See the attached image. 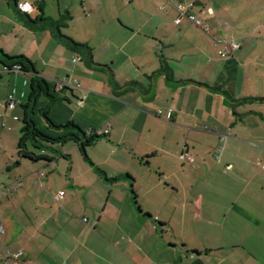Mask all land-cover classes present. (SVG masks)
Masks as SVG:
<instances>
[{
  "label": "crops",
  "instance_id": "crops-1",
  "mask_svg": "<svg viewBox=\"0 0 264 264\" xmlns=\"http://www.w3.org/2000/svg\"><path fill=\"white\" fill-rule=\"evenodd\" d=\"M17 2L35 8L32 20L38 5L53 21L69 15L60 34L86 45L92 64L50 30H31L8 0L0 50L48 83L54 125L108 133L88 161H75L72 142L47 152H69L65 161H0V249L22 253L11 264H264V0ZM180 5L208 32L175 25ZM230 41L239 49L223 55ZM30 77L0 65V139L18 132L10 159ZM47 105L40 97L33 116L42 133L78 134L39 118Z\"/></svg>",
  "mask_w": 264,
  "mask_h": 264
},
{
  "label": "trees",
  "instance_id": "trees-1",
  "mask_svg": "<svg viewBox=\"0 0 264 264\" xmlns=\"http://www.w3.org/2000/svg\"><path fill=\"white\" fill-rule=\"evenodd\" d=\"M8 3L11 7L15 8L16 10V4L18 3L17 0H8ZM38 8L39 15L34 20L30 19L26 14H22L27 17V26L31 30L35 31L44 29L50 30L53 35L63 43V45L68 48H71L74 51L79 52L84 60L92 64L91 51L86 45L75 43L71 39L60 34V29L65 26V24L63 23L70 19L69 15L62 16L59 21H53L49 18L44 17L41 5H38ZM0 65L3 67V70H6V72L8 73L13 72V69L17 67L19 72L31 74L28 86L27 101L24 105H21L22 127L20 130V139L17 144V158L31 163H48L55 160L54 155H59L57 151L52 149L54 145H65L68 142H72L77 146L82 159L88 161L86 155V148L99 141V139L101 137H104V135H88L87 132H83L72 122H68L64 126L54 125L48 118V113L49 106L55 103L56 100L54 99L53 95L50 94V88L48 83L39 76L38 72L35 71L33 64L27 58L23 56L9 57L0 50ZM42 96L48 99V105L39 111V114L44 118L46 124L49 127H53L56 129L72 128L77 130L78 134H69L59 138H51L49 136H46L36 127V124L33 120V116L35 114L36 102ZM48 151H50L54 155H48ZM59 157L64 159L69 158L67 155H60ZM96 172L98 173V175L105 178L104 173L102 171L96 169ZM105 180L115 181L117 179L108 180L105 178ZM132 196L133 202L136 203V195L133 191Z\"/></svg>",
  "mask_w": 264,
  "mask_h": 264
},
{
  "label": "built area",
  "instance_id": "built-area-1",
  "mask_svg": "<svg viewBox=\"0 0 264 264\" xmlns=\"http://www.w3.org/2000/svg\"><path fill=\"white\" fill-rule=\"evenodd\" d=\"M34 9L35 8L32 5L27 4V3L18 2L16 4V10L21 14H29L32 11H34ZM177 11L179 13V16L174 21L175 25H179L181 23V20L185 19L189 23L193 24L194 26L201 28L205 33L208 32V28L204 25V21L202 18L195 16V15H192V14L185 13V7L181 6V5L177 7ZM223 49H224L223 55H227V54L239 49V45L233 41H230V42L224 44ZM4 71H6V70H4ZM13 72H19L18 68L15 67L13 69ZM65 85H66V81H64V80L58 82V85H57L58 90L61 91ZM13 106H14V102H13L12 98L10 97V99L8 101V108L12 109ZM159 113L160 112L158 111V114ZM107 133H108V127L105 130H98V131L89 130V131H87L88 135H97V136L106 135ZM224 139L225 138H222L223 141H224ZM220 151H221V149H220ZM179 159L181 161L186 160L189 163L193 162V160H194L193 156L188 155V154L181 155L179 157ZM262 168L264 170V166ZM17 186H18V183L16 182L13 185H11L10 187L5 188L3 191L6 193H9L10 191H13L15 189V187H17ZM63 195H64V193L62 191H58L56 194L53 195V198L56 201H59L63 197ZM4 234H5V230L2 227H0V236H2ZM21 255H22L21 252L10 254L8 251H5L4 249L1 248L0 249V263L1 264H11L12 260H16Z\"/></svg>",
  "mask_w": 264,
  "mask_h": 264
},
{
  "label": "rangeland",
  "instance_id": "rangeland-1",
  "mask_svg": "<svg viewBox=\"0 0 264 264\" xmlns=\"http://www.w3.org/2000/svg\"><path fill=\"white\" fill-rule=\"evenodd\" d=\"M46 5H47V8L48 9L54 8V6H55V0H46ZM19 111H20V108H17L16 109V112H19ZM37 116L39 118L43 119V117L39 114V111L37 113ZM19 125H21L20 122H19ZM5 131H3L2 137L0 139V161H16V160H18V161H24V160H20L19 158H17V156H15V154H13L12 155V159H10L9 151H10V149L13 150L14 147H15V142H16L17 137H18L16 134L18 132L17 133L16 132L14 133L13 131H11V132H7V131L5 132ZM65 147H57V151L59 152V154H62L65 151H69L68 150L69 149V146H65ZM222 147H223V143L221 142L219 148L221 149ZM67 154H69L68 155L69 158L72 159L74 157L75 158V161H81V156H80V153H79V151L77 149H75L73 151V157H71V155H70L69 152ZM55 161H65V160H63V158H57ZM1 165L2 164L0 163V166ZM11 166H13V163H11ZM5 175H6V172L0 168V177L5 176Z\"/></svg>",
  "mask_w": 264,
  "mask_h": 264
}]
</instances>
